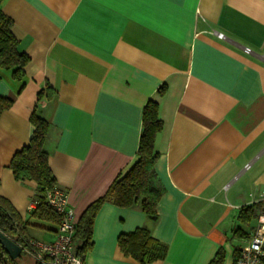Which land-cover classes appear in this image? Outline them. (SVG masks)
<instances>
[{
    "label": "crops",
    "instance_id": "obj_1",
    "mask_svg": "<svg viewBox=\"0 0 264 264\" xmlns=\"http://www.w3.org/2000/svg\"><path fill=\"white\" fill-rule=\"evenodd\" d=\"M0 9L29 57L21 79L0 67V97L12 101L0 116V198L28 222L27 237L52 242L57 229L30 218L36 185L9 168L34 110L50 124L43 151L77 225L136 160L152 100L162 123L156 220L103 203L84 264H138L117 238L141 227L168 248L152 264H210L219 250L234 264L258 219L244 226L238 214L264 204V0H3ZM46 86L52 99L38 100Z\"/></svg>",
    "mask_w": 264,
    "mask_h": 264
},
{
    "label": "trees",
    "instance_id": "obj_2",
    "mask_svg": "<svg viewBox=\"0 0 264 264\" xmlns=\"http://www.w3.org/2000/svg\"><path fill=\"white\" fill-rule=\"evenodd\" d=\"M2 1L0 0V4ZM11 24V20L0 9V67L13 70V77L21 79L29 57L18 50V42L11 32ZM164 89H159L158 94L162 95ZM43 97L47 100L52 99L53 92L49 86L38 93V100ZM11 105V100L0 97V116ZM30 123L33 127L32 136L28 144L13 155L9 168L15 180L32 181L36 185V206L30 218L57 225L58 216L45 202L46 193L56 187L55 178L49 168L48 156L43 151L50 124L38 116L36 110L30 116ZM161 129L158 105L155 101L149 100L143 108L136 160L123 176L111 184L103 197L93 202L83 212L78 221L73 238L78 253H85L92 245L93 221L105 202H111L120 208L139 206L151 221L156 220V207L164 192L154 169L158 158L154 150L155 138ZM260 213H264V204L254 203L240 210L238 220L244 226H249ZM28 226V222L23 221L11 206L0 198V232L18 245L30 239L26 232ZM235 233L246 236L241 229H237ZM117 246L124 256L131 257L138 264H152L164 260L168 251L167 246L154 239L146 227L119 235ZM223 258L224 253L219 250L210 264H222ZM16 261L11 259L0 245V264H16Z\"/></svg>",
    "mask_w": 264,
    "mask_h": 264
},
{
    "label": "built area",
    "instance_id": "obj_3",
    "mask_svg": "<svg viewBox=\"0 0 264 264\" xmlns=\"http://www.w3.org/2000/svg\"><path fill=\"white\" fill-rule=\"evenodd\" d=\"M215 34L219 39H224L222 34ZM244 51L250 53L249 48ZM68 200V191L57 187L45 195L47 206L59 218L52 242L27 239L18 244L21 252L29 256L34 264H84L85 253H78L73 243L77 225ZM33 209L32 205L28 207L29 212ZM234 264H264V214L258 217L254 232L247 245L238 252Z\"/></svg>",
    "mask_w": 264,
    "mask_h": 264
},
{
    "label": "water",
    "instance_id": "obj_4",
    "mask_svg": "<svg viewBox=\"0 0 264 264\" xmlns=\"http://www.w3.org/2000/svg\"><path fill=\"white\" fill-rule=\"evenodd\" d=\"M0 245L11 259L21 255V248L9 237L0 232Z\"/></svg>",
    "mask_w": 264,
    "mask_h": 264
},
{
    "label": "rangeland",
    "instance_id": "obj_5",
    "mask_svg": "<svg viewBox=\"0 0 264 264\" xmlns=\"http://www.w3.org/2000/svg\"><path fill=\"white\" fill-rule=\"evenodd\" d=\"M16 260V264H34L33 260L26 254H21Z\"/></svg>",
    "mask_w": 264,
    "mask_h": 264
}]
</instances>
